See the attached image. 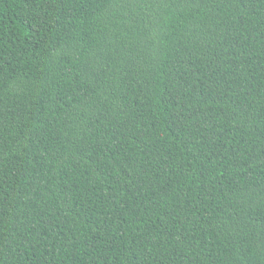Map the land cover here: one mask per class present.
Returning a JSON list of instances; mask_svg holds the SVG:
<instances>
[{
  "label": "trees",
  "instance_id": "16d2710c",
  "mask_svg": "<svg viewBox=\"0 0 264 264\" xmlns=\"http://www.w3.org/2000/svg\"><path fill=\"white\" fill-rule=\"evenodd\" d=\"M0 264H264V0H0Z\"/></svg>",
  "mask_w": 264,
  "mask_h": 264
}]
</instances>
